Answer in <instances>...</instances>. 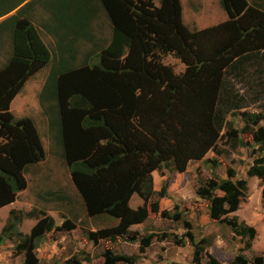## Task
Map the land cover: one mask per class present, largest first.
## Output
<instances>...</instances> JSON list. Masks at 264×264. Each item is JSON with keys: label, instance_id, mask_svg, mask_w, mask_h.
<instances>
[{"label": "trees", "instance_id": "trees-1", "mask_svg": "<svg viewBox=\"0 0 264 264\" xmlns=\"http://www.w3.org/2000/svg\"><path fill=\"white\" fill-rule=\"evenodd\" d=\"M62 4L56 15L62 19H58L59 31L66 32H58L55 39L61 46L54 49V53L61 54H54L39 103L44 111L46 97L58 100L62 138L58 133L56 139L72 183L89 217L105 214L121 219L113 232L99 233L105 238L111 235L114 241L112 235H126L129 225L145 217L144 211H130L127 203L134 193L145 202L152 197L151 173L183 172L190 160H199L210 150L229 109L246 108L245 98L234 96L226 86L229 75L240 77L241 82L249 78L251 83L259 84L247 88L255 94L249 98L252 103L264 97V68L255 69L254 64L259 62L253 52L257 46L264 49V14L249 8L238 20L235 18L246 8L245 0H221L231 19L221 28L228 42H233L203 58L194 37L181 23L179 0H160L159 6L150 0H63ZM96 13L108 19L110 40L106 47L94 41L92 18ZM83 43L91 46L83 55L76 54ZM12 44L10 60L0 71V138L5 141L0 146V207L11 203L22 188V174L44 160L31 121L15 120L9 104L28 75L49 63L50 53L28 24L21 23L14 31ZM66 52L70 58L64 57ZM77 55L81 64L75 63ZM169 55L186 66L182 75H174L170 67L160 63ZM73 64V69L68 67ZM65 66L70 71L64 74ZM12 68L19 71L12 74ZM9 73L12 78L6 82L4 77ZM69 74L73 75L72 82L67 79ZM3 81L5 85H1ZM71 84L78 87L75 92L69 90ZM244 119L243 130L247 131L250 124L264 121V115L245 113ZM251 134L264 149V126ZM247 176L262 183L264 197V153L248 169ZM230 178L210 180L196 189V195L209 202L212 221L226 223L234 234L248 240L249 247L255 230L239 223L236 217L230 221L226 218L238 210L247 182H232ZM167 183L164 181L158 192L160 198L166 197ZM215 191L223 195L215 196ZM150 207L156 213L158 200ZM20 221L15 216L11 227ZM53 225L49 219L47 226ZM40 228L38 225L33 230L30 239ZM19 235L29 242L26 235ZM150 243V236L142 238L140 253ZM176 244L182 245L180 241ZM197 253L198 247L195 262ZM105 258L106 264L136 262L134 257L110 252ZM233 264L249 262L240 255Z\"/></svg>", "mask_w": 264, "mask_h": 264}, {"label": "rangeland", "instance_id": "rangeland-1", "mask_svg": "<svg viewBox=\"0 0 264 264\" xmlns=\"http://www.w3.org/2000/svg\"><path fill=\"white\" fill-rule=\"evenodd\" d=\"M150 1L154 6L160 4V0ZM248 1L264 11V0ZM179 5L181 23L194 37L197 48L200 44L207 46V34H201L226 21L221 3L218 0H179ZM96 27L101 28V24L97 23ZM105 31L108 34V29L103 30L102 38H105ZM221 34H217L218 39L223 38ZM201 55L203 58L211 57ZM64 57L70 58L71 55L64 54ZM96 60L99 62L100 59L97 57ZM160 63L170 67L176 76L186 71L182 61L172 55L164 57ZM66 66L63 68L64 74L70 71ZM68 67L73 69L75 66ZM49 70L50 65L31 78L9 106L15 120L31 121L43 148L44 160L34 163L22 174V188L14 194L11 203L0 207V264H73V260L77 264H106L107 252L134 257L135 264H233L240 255L249 264H264L263 185L257 178L247 176L248 169L264 153L261 143L256 142L251 134L253 131L259 132L264 121L254 126L250 124V130H243L245 113L264 115V97L254 103L245 97V109L233 111L230 108L210 150L199 160H190L183 172L168 174L165 171H153L152 197L145 202L134 193L127 203L130 211H144L145 217L135 224L126 225V235H112L115 238L112 241L111 235L105 238L99 233L113 232L121 224V219L105 214L97 217L87 215L59 150L56 135L59 133L62 138V134L58 100L48 96L46 103L43 102L46 110L40 108L39 93ZM18 71L17 68L11 70L12 74ZM10 73L4 77V81L11 80ZM67 79L72 82L73 75L69 74ZM49 80L53 82L52 76ZM4 81L1 85L6 84ZM245 84L231 79L226 82L236 97L241 96L240 90ZM77 89L74 84L69 87L72 92ZM237 105L242 107V103ZM4 144L5 141L0 138V146ZM229 174L233 177L230 178ZM229 178L232 182H247V191L241 195L238 210L227 214L226 218L230 221L236 217L239 223L244 222L255 230L249 247L248 240L234 234L226 223L212 221L209 217V202L196 195L200 185L210 180ZM166 180L167 194L160 198L158 192ZM213 194L223 195L220 191ZM156 200L158 211L155 213L150 206ZM12 211L16 214L13 215ZM15 216L21 221L12 228L10 222ZM49 219L54 222L52 228L47 226ZM38 225L41 228L30 239ZM19 234L26 235L29 242H24ZM91 234L94 236L91 237ZM147 236L151 237V243L140 253V241ZM177 241L182 245H177ZM195 245L198 247L197 262L194 260L197 250Z\"/></svg>", "mask_w": 264, "mask_h": 264}, {"label": "crops", "instance_id": "crops-1", "mask_svg": "<svg viewBox=\"0 0 264 264\" xmlns=\"http://www.w3.org/2000/svg\"><path fill=\"white\" fill-rule=\"evenodd\" d=\"M62 1L63 0H0V71L3 68H5L6 64L8 63V60H10L9 58L12 55L11 52L13 48V44H12L13 33L19 27L21 23L28 24L36 30L39 38L45 44L46 48L48 49V52L50 53L49 63H47L46 65H43L42 67L37 69L35 72L28 75V77L25 79L20 89L15 94V96H17L19 92H21L25 84L31 78L36 76L42 70L48 68L49 65L51 68L54 54H61L59 52L54 53L53 50L61 46V44L58 45L57 40L55 39L57 38L58 32H61V33L66 32V30H63V29L59 31V26H60L59 20L62 21V19H61V15H56V10L64 7L62 4ZM218 1L219 3H221V0H218ZM245 2H246V8L244 9L243 12H240L235 19H238V20L242 19V17H244L245 15L246 10L249 8H252L264 14V11L261 10L258 6L252 5L248 0H245ZM221 9L226 13V16H227L225 18L226 21L217 26L208 28L207 30H205L208 32H204L203 34H201V36L207 34V39H206L207 46L200 44V47H199L198 45L201 51V54H206V56H213L215 52H217L221 47L223 48L227 44L230 45L233 42V41L230 42V40L228 42V38L225 32L223 31V29L221 28V26L224 23L231 21L227 12L223 8ZM92 22L95 23L94 29H93V35L95 37L94 41H96L99 47H106L110 40V27H109L107 17L105 15H102V13H98V14L96 13L95 15H93ZM97 23L101 24V28L96 27ZM107 29H108V34H107V31H105V35H103L105 38H102L103 30H107ZM56 30L57 32H55ZM218 33H222L221 36H223V38L218 39L217 38ZM200 41H202L201 38H200ZM82 45L83 46L78 47V53H77L78 55H83V52L88 50L89 47L91 46V44H88V43L87 44L83 43ZM207 49H208V53H206ZM253 52L254 54H256L254 59L259 62V63L256 62V64H254L255 69L261 70V68H264V49H259L257 46L256 49L253 50ZM65 54H69V53L66 52ZM78 55H77V60L75 63L81 64L82 62L80 61H82V59H80ZM49 72H48V75H49ZM228 78L231 79V81H237L240 84L244 85V82H241L239 80L240 77H236L235 75H229ZM46 79L44 81V84L46 82ZM246 83L247 84L243 86V89L240 90L242 93L240 94L241 95L240 97L242 98L243 97L244 98L254 97L255 95L254 92L248 91L247 88L249 86L259 87V84L251 83L249 81V78H246ZM43 86L41 87L40 90H42ZM237 92L238 91H236V93ZM262 97L263 96H260L259 98L261 99ZM14 98H12V100L10 101V104ZM259 98L258 100L256 99L255 102H258L260 100ZM40 108L42 109L41 105H40ZM40 146H41V143H40ZM41 149H43L42 146H41ZM153 189L156 190L155 186L153 187Z\"/></svg>", "mask_w": 264, "mask_h": 264}]
</instances>
